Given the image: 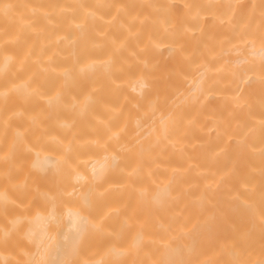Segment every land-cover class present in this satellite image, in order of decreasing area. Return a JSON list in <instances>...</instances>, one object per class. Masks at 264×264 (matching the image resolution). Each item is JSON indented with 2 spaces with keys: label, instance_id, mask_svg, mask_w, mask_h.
I'll list each match as a JSON object with an SVG mask.
<instances>
[{
  "label": "bare ground",
  "instance_id": "bare-ground-1",
  "mask_svg": "<svg viewBox=\"0 0 264 264\" xmlns=\"http://www.w3.org/2000/svg\"><path fill=\"white\" fill-rule=\"evenodd\" d=\"M0 264H264V0H0Z\"/></svg>",
  "mask_w": 264,
  "mask_h": 264
}]
</instances>
